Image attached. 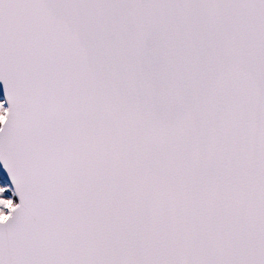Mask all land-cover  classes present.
Listing matches in <instances>:
<instances>
[{"label": "snow or ice", "instance_id": "snow-or-ice-1", "mask_svg": "<svg viewBox=\"0 0 264 264\" xmlns=\"http://www.w3.org/2000/svg\"><path fill=\"white\" fill-rule=\"evenodd\" d=\"M0 264H264V0H0Z\"/></svg>", "mask_w": 264, "mask_h": 264}]
</instances>
